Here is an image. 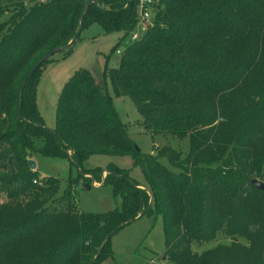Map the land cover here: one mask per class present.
Returning a JSON list of instances; mask_svg holds the SVG:
<instances>
[{
	"label": "trees",
	"instance_id": "trees-1",
	"mask_svg": "<svg viewBox=\"0 0 264 264\" xmlns=\"http://www.w3.org/2000/svg\"><path fill=\"white\" fill-rule=\"evenodd\" d=\"M85 1L0 0L2 257L5 264H104L113 259L111 233L149 215L162 220V257L185 264L192 258V241L229 230L232 216H245L241 194L264 196L250 182L264 183V0L257 11L243 0H159L152 24L139 40L129 41L116 68H107L105 56L99 83L83 69L70 76L59 92L50 130L37 110L35 88L51 57L25 77L44 54L75 36ZM97 2L102 9L91 4L82 29L96 22L104 34L123 32L124 38L134 31L136 0ZM72 45L61 52L68 54ZM243 90L259 102L240 97ZM112 96L130 98L153 135L187 138L188 150L165 145L154 155L136 151ZM34 154L68 160L81 178L89 173L102 179L98 172L105 171L101 186L111 185L121 209L78 212L74 179L58 194L57 179L30 170L27 162ZM95 154L130 156L141 169L144 188L111 163L85 168ZM231 206L234 211L228 212ZM205 219L217 225L206 231ZM234 228L246 232L240 223Z\"/></svg>",
	"mask_w": 264,
	"mask_h": 264
},
{
	"label": "rangeland",
	"instance_id": "rangeland-1",
	"mask_svg": "<svg viewBox=\"0 0 264 264\" xmlns=\"http://www.w3.org/2000/svg\"><path fill=\"white\" fill-rule=\"evenodd\" d=\"M38 1L41 2L42 0ZM259 2L260 0H243L245 6L254 11L258 10ZM10 10L15 11V8ZM141 30V26H137L134 32L140 37L142 35ZM122 37L123 32L104 34L101 26L93 22L82 29L68 54L56 53L49 62L42 66L39 72V81L35 88V103L47 129L51 130L54 127L56 102L65 82L75 71L83 69L90 72L95 82L99 83L105 67V56L109 55L107 68H116L119 63L120 56L115 52L110 53L112 47L119 41L117 50L123 51L130 44V35ZM106 89L111 93L108 81L106 82ZM240 97L250 102H259L260 100L258 96H253L244 90ZM112 101L115 112L125 126L128 138L140 152L154 155L157 148L165 145L177 152L185 153L188 150L187 138L178 140L170 136L153 135L147 130L130 98L112 96ZM262 147L264 149V143ZM30 160L36 165L35 170L38 177H53L58 180V194H62L67 189L69 179H74L73 197L78 212L102 214L121 209V198L119 195L113 194L111 185L101 186L102 179L106 176L105 171L98 172L102 179L92 181V176L89 173L85 178H81L77 169L70 165L66 159L34 154ZM160 162L168 166L166 159H160ZM110 163L127 171L128 177L136 180L144 188L145 183L141 169L134 167L133 160L128 155H91L84 162V167L87 169H104ZM213 167L217 168L219 165ZM257 179L262 182L261 179ZM85 185H89L90 189L87 190ZM241 195L244 205L240 210L241 212L245 211V216L240 213L235 214L242 220H239L238 216H232L233 220L229 230L223 227L212 238L200 242L192 241L189 245L192 258H185V264H264V213H262L264 211V196H258L254 192ZM236 200L234 197L235 204ZM3 201L4 199L0 198V203ZM208 208H213V205L204 209ZM246 209L250 214H247ZM227 211H234V206H231L230 210ZM210 215L213 213L210 212L207 216ZM215 217L221 223L216 215ZM226 219L228 218H223V223ZM236 223L245 226L246 232H233ZM216 225L217 223L210 220L205 221L206 231L212 230ZM178 233L181 236L182 230H178ZM110 245L113 259L104 261V264H159V260L165 256L161 218L149 215L137 218L111 236ZM35 248L38 249L39 247L36 246ZM21 255H23L22 252ZM2 258L0 251V264H5V258ZM165 258L173 262L170 256ZM176 264L180 263L176 261Z\"/></svg>",
	"mask_w": 264,
	"mask_h": 264
},
{
	"label": "water",
	"instance_id": "water-1",
	"mask_svg": "<svg viewBox=\"0 0 264 264\" xmlns=\"http://www.w3.org/2000/svg\"><path fill=\"white\" fill-rule=\"evenodd\" d=\"M93 4L95 5L96 7H98L100 10L102 9V7L98 4L97 0H86L85 1V4H84V8H83V11H82V14H81V17L79 19V27H78V30L75 34V36L69 41V43L66 45V46H63V47H60V48H57V49H53L49 52H47L46 54H44L40 59H38L34 64L33 66L31 67V69L29 70V72L27 73L26 77H25V81L28 79V77L40 66L42 65L46 60H48L50 57H52L54 54L56 53H59L65 49H67L70 45H72V43L76 40V37L80 34L81 32V29H82V23H83V17H84V14L85 12L88 10L89 6ZM24 84V83H23ZM23 84L21 85L20 87V90H19V95L21 94V91H22V88H23ZM20 102V101H19ZM135 150L138 151L139 149L137 147H135ZM29 168L31 171H35V168H36V165L33 161L31 160H28L27 162ZM93 181V178L91 179ZM251 185L257 189V190H260V191H263L264 192V183L257 180V179H252L251 181ZM87 190L90 189V186L89 185H85L84 186ZM139 188H142V187H139ZM116 231H113L111 233V235L115 234ZM110 235V236H111ZM100 250L101 248L99 247L95 256H94V259H96L99 254H100ZM162 260H165V257H162Z\"/></svg>",
	"mask_w": 264,
	"mask_h": 264
},
{
	"label": "built area",
	"instance_id": "built-area-1",
	"mask_svg": "<svg viewBox=\"0 0 264 264\" xmlns=\"http://www.w3.org/2000/svg\"><path fill=\"white\" fill-rule=\"evenodd\" d=\"M159 0H136L135 8H136V15H137V26H141V32L143 33L145 29L152 24L153 17L155 15V9L158 5ZM139 37L134 31L131 32L129 41L133 42L139 40ZM117 55H121V51L117 50L115 52ZM159 264H171L165 258V260L160 259Z\"/></svg>",
	"mask_w": 264,
	"mask_h": 264
},
{
	"label": "crops",
	"instance_id": "crops-1",
	"mask_svg": "<svg viewBox=\"0 0 264 264\" xmlns=\"http://www.w3.org/2000/svg\"><path fill=\"white\" fill-rule=\"evenodd\" d=\"M162 259V258H161Z\"/></svg>",
	"mask_w": 264,
	"mask_h": 264
}]
</instances>
